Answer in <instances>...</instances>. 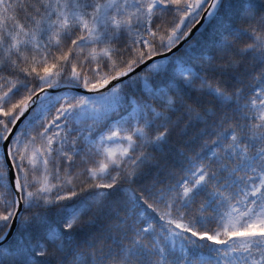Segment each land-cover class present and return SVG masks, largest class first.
Here are the masks:
<instances>
[{"label":"snow or ice","instance_id":"snow-or-ice-1","mask_svg":"<svg viewBox=\"0 0 264 264\" xmlns=\"http://www.w3.org/2000/svg\"><path fill=\"white\" fill-rule=\"evenodd\" d=\"M0 264H264V0H0Z\"/></svg>","mask_w":264,"mask_h":264}]
</instances>
